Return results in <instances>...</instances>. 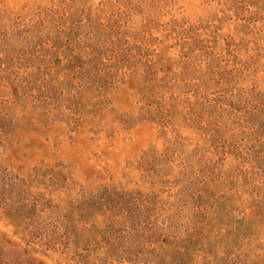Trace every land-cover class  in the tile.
Returning a JSON list of instances; mask_svg holds the SVG:
<instances>
[{
	"label": "rangeland",
	"instance_id": "obj_1",
	"mask_svg": "<svg viewBox=\"0 0 264 264\" xmlns=\"http://www.w3.org/2000/svg\"><path fill=\"white\" fill-rule=\"evenodd\" d=\"M0 264H264V0H0Z\"/></svg>",
	"mask_w": 264,
	"mask_h": 264
}]
</instances>
